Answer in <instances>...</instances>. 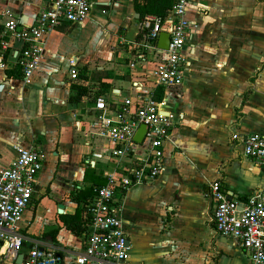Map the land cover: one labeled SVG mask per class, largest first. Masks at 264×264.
<instances>
[{"label":"crops","instance_id":"1","mask_svg":"<svg viewBox=\"0 0 264 264\" xmlns=\"http://www.w3.org/2000/svg\"><path fill=\"white\" fill-rule=\"evenodd\" d=\"M45 4L0 0V32L3 11L29 26ZM134 15L130 0H95L83 21L62 23L45 37L40 63L26 78L5 74L19 44L0 45V169L15 157V145L42 153L36 190L19 223L21 252L46 245L62 264H75L82 238L59 214H73L70 193L82 185L86 164L99 176L112 168L111 160L94 156L100 148L85 144L81 129L95 96L108 100L130 89L122 62L125 42L137 34ZM186 16L195 23L186 43L191 65L181 85L162 95L174 124L162 170L115 197L128 264H249L237 242L214 232L204 193L219 178L232 196L259 193L264 201V163L229 140L232 129L264 136V0H187ZM69 58L79 72L74 80Z\"/></svg>","mask_w":264,"mask_h":264},{"label":"built area","instance_id":"2","mask_svg":"<svg viewBox=\"0 0 264 264\" xmlns=\"http://www.w3.org/2000/svg\"><path fill=\"white\" fill-rule=\"evenodd\" d=\"M95 0H46L29 26L19 23L5 10L1 14L0 45L10 49L19 44L13 65L28 77L43 56L45 37L62 23L83 21ZM187 0H173L163 16L145 13L138 19L137 34L126 41L127 57L122 62L129 77L127 94L105 100L95 96L92 116L81 129L85 144L100 148L97 158L113 162L102 170L105 182L94 185V192L83 204L85 229L79 233L82 247L73 255L75 264H128V246L116 213V196L129 187L147 184L160 174L164 144L170 139L173 120L164 113V91L181 85L191 65L186 46L195 23L186 16ZM166 33L165 48L157 46L160 33ZM69 78L78 77L75 58H69ZM161 90L160 99H156ZM145 126L139 142L133 140L137 127ZM229 140L241 153L264 163V136L258 132H229ZM15 157L0 169V261L16 264H62L53 247L33 243L21 252L23 235L19 228L23 211L34 194L36 175L42 163L41 150L32 146H14ZM219 178L207 183L204 195L212 201L214 232L231 238L245 251L249 264H264V201L260 194L245 198L232 196L221 187Z\"/></svg>","mask_w":264,"mask_h":264},{"label":"trees","instance_id":"3","mask_svg":"<svg viewBox=\"0 0 264 264\" xmlns=\"http://www.w3.org/2000/svg\"><path fill=\"white\" fill-rule=\"evenodd\" d=\"M130 2L134 12L138 15L137 19H139L145 13L163 16L172 5L173 0H130ZM5 74L11 77H21V72L17 66H14L11 71L5 70ZM160 97L161 90H158L156 99H160ZM81 181L82 185L70 193L71 201L76 203L73 214H59L63 225L74 234L84 231L86 220L82 218L83 204L93 194V186L103 184L105 178L99 176L89 164H86Z\"/></svg>","mask_w":264,"mask_h":264},{"label":"water","instance_id":"4","mask_svg":"<svg viewBox=\"0 0 264 264\" xmlns=\"http://www.w3.org/2000/svg\"><path fill=\"white\" fill-rule=\"evenodd\" d=\"M134 16H135V18H138V15L136 13H135ZM166 43H167V35H166V33L162 32V33H160L158 35L157 46L160 47V48H165L166 47ZM164 113H166V112H164ZM144 129H145V126L143 124H140L137 127V129H136V131H135V133L133 135V140L134 141L139 142L141 140V137L143 135ZM34 190H36V187L34 188ZM57 207H58L57 213H61V209H60L61 208V204H58ZM127 244H128V241L126 239L125 240V245H127ZM21 256H22L21 254H18L17 259L15 261L16 264L20 263Z\"/></svg>","mask_w":264,"mask_h":264},{"label":"rangeland","instance_id":"5","mask_svg":"<svg viewBox=\"0 0 264 264\" xmlns=\"http://www.w3.org/2000/svg\"><path fill=\"white\" fill-rule=\"evenodd\" d=\"M221 19H223V21H227V24H228L229 26L232 25V24H230V22L235 23V20H236L235 17H224V18H221Z\"/></svg>","mask_w":264,"mask_h":264}]
</instances>
